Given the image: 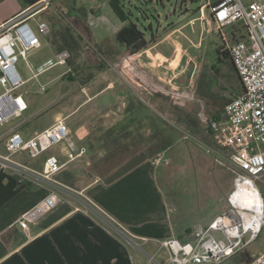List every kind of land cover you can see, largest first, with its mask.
<instances>
[{
	"label": "rangeland",
	"instance_id": "obj_1",
	"mask_svg": "<svg viewBox=\"0 0 264 264\" xmlns=\"http://www.w3.org/2000/svg\"><path fill=\"white\" fill-rule=\"evenodd\" d=\"M9 1L15 4L25 2V0ZM108 2L109 0H54V8H49L51 10L42 15V20L47 22L50 28V34L46 37L37 34L35 22L29 21V25L40 40L41 47L28 53L27 63L34 73H38V76L36 79H31V73L24 61L20 60L16 64L22 80L27 81L17 94L22 95L28 110L21 118L13 119L0 127V144H4L9 130L15 127L24 140L30 139L47 128L74 100L83 99L78 81L61 79L70 67L68 61H72L73 65L76 62L78 66L92 67L99 63L96 59L101 58L107 65L106 69L102 75L95 76L96 81L88 84V87H103L111 82L115 88L107 95L108 99L105 103H108V106H103L105 103L102 101L106 98L103 97L94 103V107L93 104L84 107L75 119L92 109L86 118L89 119V116L94 118L92 130L94 134L98 135L101 127L105 126L104 115L109 116L110 119L108 120L110 124L105 127L116 128L113 130L115 134L119 131L117 129L119 118L121 121L129 119L131 122L137 119L141 122V132L136 134L135 142H129L130 144L120 148L113 156L98 154L100 151L96 147L95 151L98 153L87 156L86 161L95 173L104 179L110 178L117 174L119 168L126 167L132 160L150 152L157 153L161 147L159 132L169 133V130L176 132L178 141L172 147L161 151L158 157L153 155L150 159H157L158 180L167 193L169 202H172L176 208L173 221L177 225L179 223L182 226L184 223L188 226V239H190V232L199 224L196 220L203 215L204 208L216 206L219 207V213L227 209L232 176L206 153L201 145L204 142L201 132L205 128V121L222 112L224 105L239 93L240 83L232 72L229 61L217 62L215 52L211 49L219 42L218 36L216 32L208 33L207 23L201 20H195L193 26L186 25L180 31L181 36L188 37L191 42L201 40L199 51L192 49L191 44L187 47L190 53L199 52L202 57L191 83L186 81L182 83L183 90H176L181 83L175 85L172 81L171 85L167 79L165 82H160L134 64L125 69L124 74L117 65L119 46L115 42V34L121 29V22L109 8ZM119 2L129 22L134 24L146 39H150L152 35H163L171 27L185 25L190 19L185 16L186 13L197 11L204 0H119ZM90 14L94 16L93 23L85 27L76 26L74 27L76 34L73 33L71 31L73 26L69 27L68 21L76 17L89 18ZM97 16L104 17V20H95ZM192 17L197 18L198 14ZM61 34L64 36L68 34L78 44V49L67 50L69 58L64 66H52L57 61L56 48L63 46ZM45 68L47 69L41 72ZM94 72L95 70H90V73L94 74ZM80 76L85 80L90 75L81 73ZM189 77L190 75L188 79ZM186 78L187 76L183 79ZM43 85L45 91L41 92ZM126 92L128 95H125ZM66 125L69 130V121ZM136 125L138 127V124ZM83 130L81 131L84 133L90 132L89 128ZM119 134L121 137L124 134L129 136L121 129ZM187 135L192 138L198 137L195 140L184 139L183 137ZM49 153L51 154V152L46 154ZM14 158L29 166L35 162L24 154ZM112 168L117 170H111ZM256 184L264 198V176ZM206 212H209L207 208ZM263 252L264 227L254 243L240 250L223 264H248ZM163 259L161 254L156 256L158 261Z\"/></svg>",
	"mask_w": 264,
	"mask_h": 264
},
{
	"label": "crops",
	"instance_id": "obj_2",
	"mask_svg": "<svg viewBox=\"0 0 264 264\" xmlns=\"http://www.w3.org/2000/svg\"><path fill=\"white\" fill-rule=\"evenodd\" d=\"M38 1L25 0V2L23 1L20 4L11 3L9 0L0 1V24L33 6ZM207 1L212 5L218 2V0ZM205 2L206 0L199 5L197 11L190 14L186 13L185 16L190 19L185 25L169 28L163 35H158L153 44H150L145 50L133 57L129 58V53L125 48L117 44L119 46L117 65L123 73L125 69L130 68L134 64L137 68H140L160 82H165L167 79L171 85L172 81L175 85L176 83H181L179 84L181 88L176 87V90H183L182 83L185 81L186 83H191L194 71L199 67L198 63L202 57H200L199 54L201 53L199 52L190 53L187 47L191 44L192 49L199 51L201 40L191 42L188 37H182L180 31L186 25L193 26L195 20H201L207 23L208 33L215 32L209 9L199 11V8ZM50 8L53 9V5ZM44 13L40 15L41 19ZM197 14V18L192 17ZM92 17L94 16L90 14L89 18L82 17L80 19L76 17L69 20V27L73 26L71 31L75 33L74 27L76 26H89L93 23ZM98 19L104 20V17H95V20ZM125 25L126 23L121 22L120 28ZM222 34V36L217 34L219 42L211 50L215 52L218 63V58L221 61H229L231 70L235 74L231 61L221 53H227L228 55L227 47L236 41L244 39V28L240 24H234L225 27L222 30ZM87 47L85 48L87 49ZM63 51L67 52V50ZM217 51L221 52L220 55ZM61 52H57V55ZM71 54L73 58V53ZM96 60H99V63L92 67L78 66V63H74V67L77 68V74L79 75L77 81L80 84L79 91L83 99L80 101L79 99L74 100L50 124L52 125L59 119H65V123L69 121L70 146L75 152H78L82 148L85 150L84 155L65 165L55 178L67 187L76 191H83L97 206L127 227L135 236L146 239L141 246L146 256L154 257L155 261L159 264H170L167 252L159 247V243L168 239H177L183 243L189 242L192 230L190 232V239H188V226L184 223L180 226L181 224L178 223L177 225L173 221V214L176 208L172 205V202H169V197L158 180L157 159L151 160L150 157H153V155L158 157L161 151L172 147L179 137H177L176 132H170V130L169 133L159 132V140H167V144L164 147H159V151L155 152L156 154L150 152L138 159L132 160L126 167L119 168L118 170L112 168L111 170H117V173L125 171L124 174L112 181L109 179L113 176L104 179L101 175L90 169V164L86 161V157L93 156L96 152L98 153V151H95L96 147L100 151L98 154L113 156L118 153L117 151L120 148H125L124 146L130 144L129 142H135L137 139L136 134L141 132V122L137 121V119L131 122L129 119L121 121V118H119L117 122L118 127L116 126L117 129L119 131L121 129L122 132L129 134V136L124 134L121 137L119 131L116 134L113 133V130L116 128L105 127L110 124L108 121L110 119H108L109 116L104 115L103 124L105 126L101 127V132L98 135L94 134L92 131L94 128V118H90V116L89 119L86 118L92 109L84 112L80 118L75 119L84 107L90 104H93L94 107V103L103 97H106L102 101L105 103L108 99L107 95L112 93L111 90L115 88L111 82L106 83L103 87H88V84L96 81L95 76L104 73L103 71L107 66L102 62L101 58ZM100 66L101 69H98ZM90 70H95L94 74L90 73ZM81 73L92 74L93 78L82 80ZM188 75H190V79H188ZM185 76L187 78L183 79ZM241 94L242 87L240 84L239 93L231 100ZM125 95H128V92ZM103 106H108V103H105ZM222 112L211 117L210 120L222 118ZM208 121H205V128L201 132L204 141L201 143L203 147L210 145L212 142L211 133L207 125ZM136 124H138V127ZM155 126L157 127V124ZM86 128H89L90 132L84 133L81 131L83 129L85 131ZM137 136L139 137L140 134ZM187 136L183 138H192L189 135ZM196 137L192 139L195 140L197 139ZM66 151V144L58 145L48 151L51 154H46V152L39 159L33 160L35 162L30 167L40 169L44 157L49 155L55 156L60 163L64 164L66 162ZM4 153V144H0V154ZM45 195L46 191L44 189L37 188L32 184H18L13 176L0 172V264H151L148 263L146 256L139 251L130 247H124L113 235L101 228L94 219L84 214L76 202L69 199H65L63 203L59 204L52 212L36 223L30 224L27 233H24L17 226V220L23 213L40 202ZM206 208L209 211L208 213L206 212ZM206 208H204L203 215L197 218L196 221L199 224L195 226L205 227L215 217L222 214L221 212L219 213V207L208 206ZM160 254L164 259L158 261L156 260V256Z\"/></svg>",
	"mask_w": 264,
	"mask_h": 264
},
{
	"label": "built area",
	"instance_id": "obj_3",
	"mask_svg": "<svg viewBox=\"0 0 264 264\" xmlns=\"http://www.w3.org/2000/svg\"><path fill=\"white\" fill-rule=\"evenodd\" d=\"M53 2L39 0L0 24V127L21 118L28 110L22 95L17 94L27 81L22 80L16 64L24 61L31 79L37 78L38 73H34L27 63V55L41 47L37 34L45 37L50 34L47 22L40 15L52 7ZM204 9H209L213 30L217 34L222 36V30L234 24H240L245 32L243 40L226 49L242 94L224 106L222 118L208 121L212 142L204 146L206 153L232 176V189L226 211L205 227L195 226L189 242L168 239L159 243V247L167 252L170 264H223L254 243L264 227V198L256 184L264 176V0H218L214 5L206 0L199 11ZM32 20L37 34L29 25ZM68 58V52L59 53L55 65L64 66ZM44 91L43 85L41 92ZM16 128L10 129L6 136L5 153L0 154V172L13 176L18 184H32L46 191L45 197L17 220L21 231L27 233L30 224L69 199L124 247L146 256L141 247L146 239L135 236L83 191H76L56 180L65 165L85 153L83 148L75 152L70 146L65 119L56 120L27 140ZM61 144L67 146L64 164L49 155L44 157L41 168L36 169L14 158L24 154L29 160H36ZM146 258L148 263L159 264L154 257ZM248 264H264V252Z\"/></svg>",
	"mask_w": 264,
	"mask_h": 264
},
{
	"label": "trees",
	"instance_id": "obj_4",
	"mask_svg": "<svg viewBox=\"0 0 264 264\" xmlns=\"http://www.w3.org/2000/svg\"><path fill=\"white\" fill-rule=\"evenodd\" d=\"M108 6L113 12V14L117 17V19L122 22L126 23L124 27H122L116 34H115V42L122 47L125 48V50L129 53V58L137 55L141 51L145 50L150 44H153L156 39L157 35H152L150 39H146L144 34L140 32L134 24L129 22L128 16L123 11L119 0H109ZM25 8V7H24ZM62 36V48H59V46L56 48L57 52L68 50V51H75L78 49V44L71 39L68 34L64 36V34H61ZM217 53L220 55L219 51ZM225 56V58L230 60L229 55L227 53H221ZM227 56V57H226ZM72 60V58H71ZM218 61L220 62L221 59L218 58ZM70 66V67H69ZM68 67L69 72L64 74L62 76V79L67 81H77L78 80V74H77V68L74 67L72 64V61H68ZM98 69H101V66L98 67ZM93 78V75L91 74L86 78V80ZM158 127V126H157ZM167 140L161 141L160 145H166ZM125 171H120L119 173L113 175L109 180L112 181L115 178H118L122 174H124ZM189 233V232H188Z\"/></svg>",
	"mask_w": 264,
	"mask_h": 264
},
{
	"label": "bare ground",
	"instance_id": "obj_5",
	"mask_svg": "<svg viewBox=\"0 0 264 264\" xmlns=\"http://www.w3.org/2000/svg\"><path fill=\"white\" fill-rule=\"evenodd\" d=\"M178 60V59H177Z\"/></svg>",
	"mask_w": 264,
	"mask_h": 264
}]
</instances>
